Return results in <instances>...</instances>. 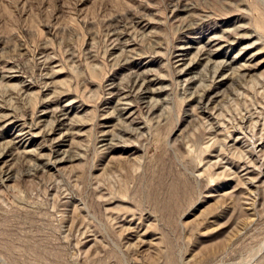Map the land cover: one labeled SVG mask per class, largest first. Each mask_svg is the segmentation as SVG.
Masks as SVG:
<instances>
[{
  "label": "rangeland",
  "instance_id": "1",
  "mask_svg": "<svg viewBox=\"0 0 264 264\" xmlns=\"http://www.w3.org/2000/svg\"><path fill=\"white\" fill-rule=\"evenodd\" d=\"M0 264H264V0H0Z\"/></svg>",
  "mask_w": 264,
  "mask_h": 264
},
{
  "label": "bare ground",
  "instance_id": "2",
  "mask_svg": "<svg viewBox=\"0 0 264 264\" xmlns=\"http://www.w3.org/2000/svg\"><path fill=\"white\" fill-rule=\"evenodd\" d=\"M213 41H214V40H213ZM204 52H205V50H204ZM204 52H203V54H204ZM182 53H183V52H182ZM184 53H185V52H184ZM206 53H207V52H206ZM211 54H212V52H211ZM211 54H210V55H211ZM183 56H184V55H183ZM132 88H134V87H132ZM132 88H131V89H132ZM134 89H135V88H134ZM129 90H130V88H129ZM130 93H132V92H130ZM127 94H128V93L126 92V95H127ZM128 96H129V95H128ZM7 175H8V174H7Z\"/></svg>",
  "mask_w": 264,
  "mask_h": 264
}]
</instances>
